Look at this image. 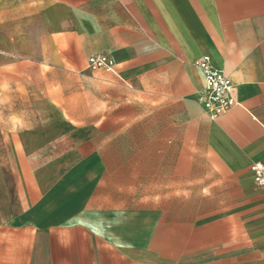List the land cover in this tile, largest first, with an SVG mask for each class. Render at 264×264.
Segmentation results:
<instances>
[{
  "label": "crops",
  "instance_id": "obj_1",
  "mask_svg": "<svg viewBox=\"0 0 264 264\" xmlns=\"http://www.w3.org/2000/svg\"><path fill=\"white\" fill-rule=\"evenodd\" d=\"M254 163L264 0H0V264H264Z\"/></svg>",
  "mask_w": 264,
  "mask_h": 264
},
{
  "label": "built area",
  "instance_id": "obj_2",
  "mask_svg": "<svg viewBox=\"0 0 264 264\" xmlns=\"http://www.w3.org/2000/svg\"><path fill=\"white\" fill-rule=\"evenodd\" d=\"M88 68L92 71H111L113 61L103 55L91 56L87 60ZM196 66L203 74L205 86L199 101L202 103L207 116L214 120L236 105L232 97V85L224 73L215 68L209 57L204 56L196 62ZM254 182L259 187H264V165L254 163L250 166Z\"/></svg>",
  "mask_w": 264,
  "mask_h": 264
}]
</instances>
